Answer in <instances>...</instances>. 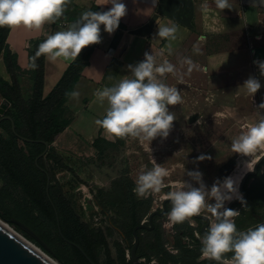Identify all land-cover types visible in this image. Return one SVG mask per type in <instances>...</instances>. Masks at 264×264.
<instances>
[{"label": "crops", "instance_id": "obj_1", "mask_svg": "<svg viewBox=\"0 0 264 264\" xmlns=\"http://www.w3.org/2000/svg\"><path fill=\"white\" fill-rule=\"evenodd\" d=\"M124 2L127 13L120 22L125 29L118 27L109 34L101 25L100 45L74 89L79 95L71 96L66 104L72 121L51 144L58 154L74 158L94 157L97 151L94 143L101 129L96 120L103 118L107 108V101L101 104L94 93L128 76L127 66L143 60L145 52H152L157 64L166 60L174 65V72L166 73L161 79L180 90L182 100L176 105H184L188 112L200 114L205 119L216 118L222 105H248L264 100V76L254 63L264 60V4L259 0L255 3L253 0H232L231 9L223 10L216 8L213 0H209L207 10L201 7L203 0ZM97 4L98 0H74L67 8L85 11L111 7H97ZM73 23L45 22L39 30L22 26L12 28L7 43L18 55L19 66L29 70V55L35 42L46 39L55 31L66 30ZM164 23L178 26L174 38L156 36L158 25ZM220 40L231 42L230 46L216 50L214 44ZM0 61L3 67L0 78L10 80L3 56ZM73 61L45 57L44 96L55 88ZM250 75L262 83L254 97L237 90ZM101 137L111 141L105 130Z\"/></svg>", "mask_w": 264, "mask_h": 264}, {"label": "clouds", "instance_id": "obj_2", "mask_svg": "<svg viewBox=\"0 0 264 264\" xmlns=\"http://www.w3.org/2000/svg\"><path fill=\"white\" fill-rule=\"evenodd\" d=\"M69 0H0V27H25L39 30L45 22L55 21L64 15ZM218 9H231L232 0H213ZM256 0H253L255 3ZM264 4V0H259ZM111 5L107 10H85L79 19L66 30L55 31L47 35L37 47L36 57L41 55L47 59L63 58L72 61L79 57L81 50L88 45L101 42V25L109 34L116 31L120 20L127 13L124 0H98L97 7ZM202 9L210 7L209 0H203ZM178 30L175 24L158 25V38H174ZM190 62V61H189ZM261 76H264V60H256ZM32 68L37 67L33 62ZM128 76L111 86L97 89L94 96L107 108L100 125L113 140L123 137H134L141 141H151L157 137L165 139L176 120L170 105L181 102L180 90L176 86L166 84L161 77L174 72V65L168 61L156 63L153 53L145 52L144 59L129 64ZM262 87L261 80L250 75L237 86L246 94L254 95ZM73 97L78 92L71 93ZM259 119L247 126L231 142L233 153L250 156L258 149H264V100L255 106ZM210 159L205 155L196 157L203 161ZM251 168V165L249 166ZM168 170L153 159V166L142 170L135 180L133 192L138 197H147L152 193H160L166 187L164 178ZM190 180H184L174 190L165 193L171 203L166 215L171 224L182 223L186 219L199 215L202 210L210 213L209 224L200 237L202 258L216 261L225 259L224 254L231 252V264H264V222L238 230L233 217L237 210L226 207L233 199L243 202L238 183L232 176L217 179L211 187L203 180V173L197 168L187 170ZM194 182V183H193ZM211 202H208V201ZM191 222V221H189ZM152 264H156L153 259Z\"/></svg>", "mask_w": 264, "mask_h": 264}, {"label": "rangeland", "instance_id": "obj_3", "mask_svg": "<svg viewBox=\"0 0 264 264\" xmlns=\"http://www.w3.org/2000/svg\"><path fill=\"white\" fill-rule=\"evenodd\" d=\"M73 4L74 0H69L67 7ZM223 42L220 40L214 44L216 50L221 49V47L225 48L227 45L230 46L231 42ZM1 73H3V67L0 61ZM21 89L24 95L29 93L26 80L22 82ZM3 102V97L0 96V104ZM258 104L259 102L254 101L248 105H222L217 110L216 118L212 119H205L200 114L188 112L184 105L179 104L169 108L170 111L174 112L176 120L173 121V128L165 139L157 137L150 143L128 136L123 147L105 146L102 153L96 151L94 157L91 158H74L61 155L64 164L69 166L71 171L60 168L51 161H46V163L55 174L63 193L70 200L82 220L91 228L104 232L111 258L119 262L120 258L124 256L128 261L130 260L134 238L131 234L129 235L131 227L128 223V207L124 206L121 185L116 181L127 173L134 188L137 176L142 170L153 166V159H155V163L168 170L169 175L164 178L166 187L160 193H152L146 198L136 195L140 200L149 201L138 211L140 223L147 224L149 214L152 211L162 210L163 202L166 200L165 193L174 190L175 186L182 181L190 180L186 175L187 170L198 168L203 173V180L209 187L218 178L223 179L226 176H232L236 180L243 177L244 174L253 169L257 160L264 154V149H258L247 157L233 153L231 142L242 131L246 130L247 126L257 122L259 115L255 106ZM71 117L70 112H64L59 123H65ZM4 135L9 137L7 133ZM110 139L111 142L116 141V139ZM19 145L25 149L28 155L33 152V148L28 150L22 141L19 142ZM200 155H205L210 159L196 160V157ZM260 172V176L250 180L247 186L250 193L248 200L243 205L234 208L238 215L233 219L240 218L235 221L238 230H246L245 227L264 222V165ZM241 179L237 180L238 188ZM6 182L14 185V182L0 166V188ZM28 204L30 210L34 209L31 203L28 202ZM1 213L2 211H0V218L2 219ZM201 214L208 217L211 215L206 209L202 210ZM114 220L119 223V226L113 223ZM155 224L163 237L164 249L171 257H178L179 262L184 259L185 264H231V252L225 253V259L222 261L201 257L200 237L203 234L200 229L203 224L202 221L190 217L182 223L171 224L165 216L164 218L156 217ZM9 225L33 242L44 253L52 256L18 227ZM53 230L55 229L53 228ZM152 239L153 237L146 231L143 250L149 251L152 256H155L154 259L159 261L152 245ZM178 242L180 245H177ZM64 257L69 264H76L69 260L66 255ZM98 259L101 264H106L107 255L103 249L99 250ZM179 262L172 263L169 261L165 264H179Z\"/></svg>", "mask_w": 264, "mask_h": 264}, {"label": "trees", "instance_id": "obj_4", "mask_svg": "<svg viewBox=\"0 0 264 264\" xmlns=\"http://www.w3.org/2000/svg\"><path fill=\"white\" fill-rule=\"evenodd\" d=\"M91 10L101 11L100 8ZM82 12L77 9L66 8L64 15L54 22H75ZM119 28L125 29V26L120 22ZM11 30L12 28L8 26L0 27V57L3 56L4 64L10 76V80L0 78V96L9 105L6 114L13 118L19 136L12 131L9 121L0 124V166L14 182V185L6 182L0 188L2 219L9 223L14 218L26 224L52 248L56 254L55 258L62 264H69V262H66L67 259L64 255L76 264H90L75 246L64 241L59 234L55 210L46 193L47 176L36 165V159L45 150V145L37 141L48 142L50 145L49 151L46 156L39 159L38 163L50 175L49 193L58 212L63 235L69 241L80 246L96 264H101L98 259L100 249H103L107 255L106 264H132L131 260L127 261L124 256L120 258L119 262L111 258L104 232L91 228L82 220L70 200L63 193L55 174L46 163V161H51L60 168L71 171V168L64 164L62 156L51 147V144L72 121L71 117L65 123H59L62 114L70 112L66 104L72 96L71 93L80 80L82 72L90 65V58L100 43L83 48L79 57L70 64L55 88L47 96H44L45 56L36 57L35 53L38 45L45 39L35 42L34 49L29 55L30 65L34 62L37 67L32 68L30 66L29 70H24L18 64V55L12 52L7 43ZM24 80L28 82L29 86L27 95H24L21 89ZM103 131L104 129L101 127L99 137L94 143V148L99 153L103 152L105 146L123 147L125 145L127 137L116 138L115 142H111L101 137ZM4 133H7L9 137L7 138ZM21 137L34 142H25ZM20 141L24 143L28 150L33 148L30 155L26 154L25 149L19 145ZM260 173L257 177L260 176ZM116 183L121 185L122 200L124 206L128 207V223L131 227L129 235L133 236V229L141 224L138 219L139 208L149 203V201L137 198L127 173L120 177ZM246 191L249 198L250 193L247 187ZM28 202L34 206V209H29ZM238 219L240 218H236L235 221ZM241 221L243 223V220ZM113 223L119 226L116 220ZM145 232V230L140 231L141 243L138 249L140 260L155 258L149 251L143 250ZM152 237L156 241L152 245L156 250L159 264H165L169 261L172 263L179 262L178 257H171L164 249L163 237L160 232ZM177 245H180V243L178 242ZM140 264L146 263L140 262ZM179 264H185L184 259Z\"/></svg>", "mask_w": 264, "mask_h": 264}, {"label": "water", "instance_id": "obj_5", "mask_svg": "<svg viewBox=\"0 0 264 264\" xmlns=\"http://www.w3.org/2000/svg\"><path fill=\"white\" fill-rule=\"evenodd\" d=\"M7 110H8V103L4 101L3 103L0 104V116H1L0 124H2L4 121H9L11 123L12 131L16 135H18L16 132L15 122L13 118L6 114ZM21 139L25 142H34L33 140H30L24 137H21ZM37 142H41L45 145L44 152L40 154L38 158L36 159V165L47 176L46 193L55 210L59 234L61 235L64 241L75 246L83 254V256L87 259V261L90 264H96L94 260H92L80 246L69 241L62 233L58 212L55 208L54 203L51 200L50 193H49L50 184H51L50 175L38 163L39 159L46 156L47 152L49 151L50 145L48 142H45V141H37ZM263 165H264V154L257 160L253 169L247 172L246 174H244L241 179V182L239 185V191L244 201L240 202V200H233L229 202L226 207L234 209L235 207L242 205L247 200L248 192L246 191V187L252 178H255L259 175ZM170 204L171 203L168 199L164 200L162 210L152 211L149 214L147 224L141 223L133 229L132 234L134 237V243L130 251V260L132 264H140V258L138 256V249L141 243L140 231H143V230L153 231L155 228V218L156 217L164 218L165 216H167L166 213L167 211L170 210L169 208ZM193 218L204 222V224L201 227V232L204 234L209 224V217L200 213L199 215L193 216ZM9 224H12L18 227L23 233H25L30 238H32L36 243H38L46 252H48L54 257L56 256L52 248L37 233H35L31 228H29L26 224L14 218L11 219L9 223L7 222V225ZM0 264H51V263L47 259H45L44 256L41 255L38 251L33 249L24 240H22L19 236L13 233L7 226L0 223Z\"/></svg>", "mask_w": 264, "mask_h": 264}, {"label": "bare ground", "instance_id": "obj_6", "mask_svg": "<svg viewBox=\"0 0 264 264\" xmlns=\"http://www.w3.org/2000/svg\"><path fill=\"white\" fill-rule=\"evenodd\" d=\"M242 177H240L239 179H241ZM239 179H236L239 180ZM0 223L4 224L5 226H7L13 233H15L17 236H19L22 240H24L28 245H30L33 249H35L36 251H38L41 255L44 256L45 259H47L51 264H62L58 259L44 253L39 247H37L36 245L33 244V242H31L29 239H27L25 236H23L22 234H20L19 232H17L14 228H12L10 225H7V223L0 218Z\"/></svg>", "mask_w": 264, "mask_h": 264}, {"label": "flooded vegetation", "instance_id": "obj_7", "mask_svg": "<svg viewBox=\"0 0 264 264\" xmlns=\"http://www.w3.org/2000/svg\"><path fill=\"white\" fill-rule=\"evenodd\" d=\"M170 206H171V204L169 205V208H170ZM158 232H159V229L156 228V226H155L154 230L153 231H149L148 233L151 236H155V234H157ZM153 242H156V241H154V239H153ZM153 259L154 258H151V259L147 260L146 258H143V259L140 260V262H144L146 264H152ZM155 261H156V264H159V262L157 260H155Z\"/></svg>", "mask_w": 264, "mask_h": 264}]
</instances>
